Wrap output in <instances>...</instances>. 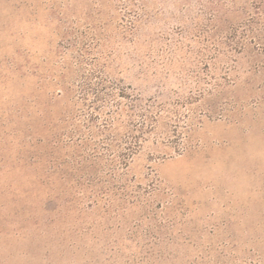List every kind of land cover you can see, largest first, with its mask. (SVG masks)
<instances>
[{"label":"rangeland","instance_id":"rangeland-1","mask_svg":"<svg viewBox=\"0 0 264 264\" xmlns=\"http://www.w3.org/2000/svg\"><path fill=\"white\" fill-rule=\"evenodd\" d=\"M0 264H264V0H0Z\"/></svg>","mask_w":264,"mask_h":264}]
</instances>
